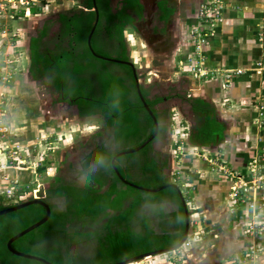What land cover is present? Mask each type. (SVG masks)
<instances>
[{"label":"crops","instance_id":"0c3cea01","mask_svg":"<svg viewBox=\"0 0 264 264\" xmlns=\"http://www.w3.org/2000/svg\"><path fill=\"white\" fill-rule=\"evenodd\" d=\"M24 1L27 2L28 0H0V75L7 74L4 59L1 58L4 50L11 49L10 45L5 44L7 37L18 35L21 38L18 47L30 54L32 37L29 36L32 30H37L39 24L48 15H55L60 11L56 10L58 4L54 2L55 0H34L33 4L27 6L23 5ZM177 1L179 3L175 5L168 0L158 3V11L160 12L158 13V21L167 24L172 18V25L170 26L172 33L169 34L171 36L169 42L163 46L165 52L160 51L163 58L158 60L161 64L156 69L161 76H165L161 74L163 70L169 73L168 82L179 80L174 85L178 92L182 93L187 86L189 93L183 92L182 94L187 93L189 98L203 99L212 104L217 111L218 120L224 125V134L222 140L213 147L197 148L193 146L190 143L192 124L188 121L189 119L184 117L181 109L174 108L175 116L172 119L174 120L172 128L162 140L155 142L169 139L170 151L168 154L174 162L172 184L177 186L181 192L187 205V211L178 191L180 200H175L176 198L173 199V196L166 194L161 199L157 198L156 204L147 203L148 196L144 195V203L136 208L135 212L138 210L143 213L141 218L143 232L144 225H149L153 229L150 218L141 208L144 204L158 205L165 202H175L178 208L176 211L173 210L167 214L168 218H165L164 223L166 224L163 225V234L178 237L183 235L182 237H184L186 214H188L189 222L191 221L192 229L195 224L199 229L204 230L205 233H200L201 236L199 235L197 238L198 243L194 245L197 246L192 254L195 260L189 259L186 264H264V232L258 236H252L246 231L252 215L249 210L250 205L254 202L255 205L263 208L262 204H264V189L261 186L256 187V189L253 187L254 172L252 168V165L260 158L264 148V127L258 121L260 103L264 100V42L260 38L261 25L264 24V0H224L222 18L216 21L210 30H206L203 20L199 17L201 6L210 0ZM123 2L124 0L116 8L121 9ZM140 2L144 7V12L141 19L134 16V22L138 23L145 21L146 12L142 0ZM164 3L173 8V14L168 15L161 10V5ZM62 15L64 14H60L59 17L60 22ZM129 28L134 29L133 26L127 29ZM41 30L44 32L46 28L42 27ZM197 30L199 32L204 30V34L208 35L207 42L202 46V59H198L195 53L196 41L194 37ZM136 31L138 30L136 29ZM102 35L105 34L102 33ZM158 35L160 34L158 33ZM105 38L107 41H112L107 35ZM27 39H30L29 44ZM137 45L139 46V44ZM52 48L54 49V47ZM138 49H140L139 52L143 51L142 45ZM121 51L123 52V49ZM23 64L24 67L21 70L15 71V79L11 85L7 86L8 82L5 85L0 83V103L3 104L4 108L6 106L9 108V110L6 109V120L7 118L9 120L14 143L27 147L36 137H41L43 134L46 135L54 131L61 134L68 130L67 123L70 121H62L59 118L51 117L52 115L48 111L43 112L44 109H42L41 104L32 100L30 93H27L28 90L24 91L29 86L31 74L30 70L28 73L25 61ZM81 64L85 65L86 63L82 62ZM197 64L209 71L206 77L200 78L194 74L193 68ZM69 65L70 67L71 65L72 67L76 66V62L71 61ZM98 68H105L111 72L109 67L98 66ZM89 71L88 74H90ZM235 72H241V74L237 75ZM229 75L231 78H228ZM123 77L125 78V76ZM157 77L159 76L157 75ZM43 81L37 80V83L46 85L45 82H48L46 78ZM127 81L130 82V80ZM46 86L50 88L49 85ZM54 94L59 96L58 103L60 106L65 104L73 120L76 119L79 124H81L80 120L94 118L79 119L77 115L71 112L72 107L68 104V100L61 101V96L55 89ZM170 100L178 102L180 108L183 106L177 99L172 98ZM26 105L27 110L24 108ZM47 116H50L52 120H57V122L54 121L56 124H52ZM47 124L48 127H46ZM149 134L150 130L148 129H142L140 132V135L143 136ZM3 142L0 139V147L4 145ZM182 147L186 154H177L178 148L181 149ZM190 150L194 152L190 153ZM151 151L150 158L156 160L160 159L159 157L163 154L162 152V154H158L155 151L151 153ZM5 156L4 150L1 149L0 160H6ZM206 158L218 159L222 164L239 174L243 183L249 187V190L245 188L247 193L244 195V201L245 198L247 200L244 203L238 204L232 200V192L237 181L231 176L216 172L206 161ZM131 161L134 162L131 173L141 177V171L139 173L137 171L138 167H142L141 164L145 162V159L140 156L132 160L123 158L121 166L128 167L131 165ZM160 161L164 162L163 160ZM166 161L167 166L170 167L169 162L171 160ZM5 166L0 167L1 195L16 190L17 184L25 187L33 182L36 174L35 168L19 169ZM261 173H264V169H261ZM107 183V189L104 192L108 191L112 185L111 181ZM119 188L120 185L117 189ZM120 191L123 190L120 189ZM127 195V198L124 199L123 208H127L125 207L127 202H129V207L136 198L135 195L128 193ZM165 215L164 213L163 217ZM184 224L185 227H183ZM192 229L189 228V236L186 242L188 244L191 240ZM167 230L173 233H169ZM154 232L160 235L155 230ZM183 247L181 255L171 253L172 262L186 256L185 251L187 249ZM254 252H257L258 255L254 256ZM192 255L190 256L192 257Z\"/></svg>","mask_w":264,"mask_h":264},{"label":"trees","instance_id":"16d2710c","mask_svg":"<svg viewBox=\"0 0 264 264\" xmlns=\"http://www.w3.org/2000/svg\"><path fill=\"white\" fill-rule=\"evenodd\" d=\"M85 3L86 11L82 14H72L71 17L61 16L62 26L58 34L53 36L51 42L44 41V38L48 36L47 31L42 32L39 38L31 39L30 74L35 81H43L46 78L48 82H45V84L56 90L61 96V101L68 100V104L72 107L71 112L77 115L79 119L102 117L108 131L107 136L115 141L119 149L113 153H108L105 144L94 142L83 155V170L80 175H86L89 170L94 171L97 167V174L104 176L106 182L111 181L112 185L108 191L101 193V187L97 190L88 184L85 186H72L60 177L54 178V184L47 189V196L45 199H41L49 204L52 209L50 220L38 230L13 244L14 249L26 254H28L27 248H39L43 238L52 235L59 237L60 234H67L68 228L66 225L73 220L84 221L89 218L90 220H97L99 214L108 209L122 210L123 203L117 208L112 205V202L116 199V188L119 183L124 184L114 172L112 160L121 152L140 147L154 135L156 130L154 121L139 98L134 72L130 67L126 66L130 70V75L128 73V77L124 78L123 76L114 75L105 68L94 67L90 59L85 60L94 56L88 46V39L97 18L94 0H86ZM123 3L121 9H114L112 0H96L100 21L93 36L92 46L96 52L94 47L95 37H100L103 33L113 42L119 43L121 50L123 49V52L120 53L124 57L119 58V60L130 61L127 55L124 33L128 27L133 26L134 16L140 19L143 17L144 7L140 0H124ZM161 10L168 15L173 14V8L168 7L165 3L161 5ZM96 53L99 56L103 55ZM94 57L100 59L97 56ZM71 61L76 62V66L72 67L71 65L70 67L69 62ZM82 62L86 64L83 65ZM91 68L94 72H90L89 77L85 78L83 76L84 72L87 69L91 70ZM127 80H130L131 83ZM140 89L157 118L160 127L159 136L138 154L132 155L145 159V162L141 164L142 167H140L141 177L136 176L139 177L138 180H134L135 176L131 173L134 162L131 161V165L128 167L121 166L122 159L125 156L116 161V167L127 181L143 188L158 189L172 184L165 174V170L168 168L167 161L163 160L164 162H161L160 159L150 158L152 144L157 140H162L170 128V123H167L170 116L169 111L157 108L162 101L174 98L183 105L181 111L192 124L190 143L197 148L213 147L220 142L224 134V125L218 120L215 107L203 99L189 98L187 93L182 94L173 87L169 88L168 97H156L150 100L148 98L149 88L141 85ZM142 129L150 130V134L147 136L140 135ZM97 137V135L94 136V138ZM124 141H136L137 144L135 147L120 149L119 144ZM38 169H45L44 164ZM139 191L141 194L136 196L133 203L125 209L127 216L124 213V220H128L135 209L144 203V195L148 194L149 200L146 202L149 204H156L158 199L166 195H162L165 192L162 191L153 197L149 196V193ZM166 191L173 193L171 195L173 199L180 200L177 189L169 188ZM0 198V211L12 207L11 205L4 206L2 196ZM60 198L65 200V210L57 209L53 203V200ZM126 198L127 196L124 197V199ZM45 216L46 209L40 205L30 206L18 212L0 216V264H43L13 255L8 250L7 244L14 236L40 222ZM115 220H117L116 217L110 219V221ZM183 227H185V224ZM108 235L111 236V234ZM115 236V241L111 242L108 262L122 260L124 257L122 254H131V256L125 257L131 258L141 253L171 248L177 246L183 238V235L180 237L169 234L157 235L149 225H144V231L141 234L127 231L117 233ZM54 245L51 249L46 247L47 249L42 250L44 255L38 254L37 256L47 259L52 264H88L83 259L72 257L61 259L56 257L57 251ZM102 264H106V262H102Z\"/></svg>","mask_w":264,"mask_h":264},{"label":"rangeland","instance_id":"374dc122","mask_svg":"<svg viewBox=\"0 0 264 264\" xmlns=\"http://www.w3.org/2000/svg\"><path fill=\"white\" fill-rule=\"evenodd\" d=\"M85 1L86 0H55L54 2L58 4V8L56 10H60V11H58L55 15H48L46 19L39 24L37 30L36 29L32 30L29 37L39 38L42 32L41 30L42 27L43 28L45 27L46 28L45 31H47L48 36L44 38V41L51 42L53 40L52 39L53 36L58 34V31L62 26V23L59 21L60 14H64L67 17H71L72 14H82V12L86 11ZM122 1L123 0H112L113 8L116 9V7ZM163 1L166 0H142V3L145 5L146 8L145 21L137 25L138 31L129 28L125 33L126 44L128 48L127 55L130 61L136 67L140 84L142 86H147V88H149L150 92L148 98L150 100H153L156 97H161V98L168 97L169 88H173L174 85H176L179 82V80L175 82H168L167 77H169V73L163 70V73L161 74H164L165 76H161L159 71L156 69V67H159V64H161L158 60H161L163 58L162 52H165L164 50L165 48L163 46L169 42V38H171L169 34L172 33L171 32L172 28L170 27L172 25L171 23L172 18L170 20V23L167 24H163L158 21L159 18L158 13H160L158 11V3ZM168 1H170V3H174V5L179 3L177 0H168ZM158 33L161 36L158 35ZM20 39L21 38L18 37V35H12V37L8 36L6 39L7 42L5 44L10 45L11 49L4 50L3 55H1V58H3L5 62L4 66H6V73L10 71L9 75L7 76L8 79L7 86L11 85L12 81H14L13 79H15L14 78L15 71H19L24 67L23 66L24 61L28 73L30 70L31 56L30 54H28V52H25L23 48L18 47V42H20L19 41ZM29 40L30 39H27L28 44H29ZM137 44H139V46ZM141 45L143 51L139 52L140 49L138 48L139 47L141 48ZM94 47L96 52L103 54L100 55L101 57L104 58L106 57L108 59H119L124 57V55L120 53L121 52V49L119 48L120 46L117 43H114L113 41H107L105 35L101 34L100 37H95ZM101 57H99L100 59H97L94 56L89 57L91 60V64L97 68L98 66L109 67L110 68L109 70H111V72L116 75L121 74L122 76L125 77L126 76L128 77V73L130 75V70L125 65H121L109 60H105L102 59ZM92 68L91 70L89 69L90 70L89 72L91 73L94 72ZM157 75L159 77H157ZM7 82L3 83L1 81L0 83L5 85ZM28 83L29 86L28 88H26L27 87L26 86L25 87L26 89H24V91L28 90L27 93H30L32 100L34 102H39L41 104L42 109H44L43 112L48 111L52 115L51 117L59 118L62 121L69 120L70 122L67 123L68 130L63 131V133L60 134L54 131L46 135L43 134L41 135V137L40 136L36 137L35 140H33L31 144L27 147L22 146V144L20 145L15 144L13 141V136L11 135L12 133L11 134L0 133V139L4 141L3 142L4 145L0 147V150L3 149L4 154H7L5 156L6 160L4 161L0 160V167L6 165L5 167L8 168L14 167L19 169H28V167L35 168L36 164L39 163L40 165L44 164L45 166V169L37 170L34 179L32 180L33 181L32 183L28 184L25 187H21L18 184L16 185V193H15L16 196L14 198L9 199L7 197L8 192L3 195L0 194V196H2L3 198L2 204L4 206H10V205L13 206L33 199H45V197L47 196L46 194L47 189L49 188V186L54 184V178L56 177L62 178L66 183L72 186H85L86 184H88L90 185V187L97 190L100 189L101 187L102 188L101 193L104 192L107 189L106 186L108 183L104 180V176L102 175L99 176L97 174L98 171L97 167L94 171L89 170L86 175H80V172L83 170L82 169L83 155H85L89 147H91V145L94 142H98V143L100 142L105 144L108 153L109 152L113 153L119 149V146L116 145L115 141L107 136L108 131L102 117L96 116L90 120H80L81 124H79L76 119L73 120L72 116L69 114L70 112H68V108L65 105L60 106V104L58 103L59 96L57 94H54V88L50 87L51 88L50 89L44 84L37 83V81H35L31 76L29 77ZM183 92L189 93L187 86L186 88H184V91H182V93ZM5 106H6V102H5ZM26 107L27 105L24 107L27 110ZM157 108L159 110L165 109L169 111L170 116L169 119L167 120V123H170V128H169L170 131V129L172 128L171 124H174L172 120L173 117L175 116L173 109L174 108L181 109L179 107V103L175 102L174 100L162 101ZM6 109L9 110L8 106L0 110L6 111ZM30 109L31 108L29 107V110ZM51 117L49 116L48 120L50 122L52 121V124L55 125L57 120L55 119L52 120ZM7 122L9 123L8 118H7ZM48 126L49 125L47 124L46 127ZM10 128L11 127L9 126V130ZM95 135H97L98 137L94 138ZM136 144H137L136 141H127V142L124 141L121 142L119 145H120V149H128L131 147H135ZM169 144H170L169 139L165 141L155 142L152 145V151H155L158 154L161 152L163 153V154L161 153L162 155L159 157L160 160H164V159L168 161L171 160V162H169L170 167H168L165 170V174L167 175L168 179L172 182L173 181L172 179H174V177L172 176L174 162L172 161V158L168 154V152L170 151ZM11 152H13L12 156L10 154ZM132 155L133 154L126 155L124 159L132 160L136 158V156H132ZM2 163L4 164L2 165ZM139 171L140 168L138 167L137 173H139ZM258 175L264 177V173L262 174L261 171H258ZM138 179L139 177L137 178L135 176L134 180H138ZM262 183H264V181H262L261 184L258 185L264 189V185H262ZM119 185L120 188L119 189L116 188L115 191L117 197L114 201L112 200L113 201L112 205L115 208H117L121 203H124V197L128 196L127 193L135 196L141 194L139 189L129 187L122 183H119ZM253 187L254 189H256V186L253 185ZM120 189L123 191L121 192ZM164 191L165 192L162 195L173 194L171 191H166V190ZM155 194L158 193H149V196L154 197L156 196ZM146 196H148V194H146ZM246 200L247 198H245V201ZM53 203L55 204L56 208L59 210H65L66 208L65 200L62 198L53 200ZM128 204L129 202L125 204V207H128ZM262 206L264 208V204H262ZM141 208H143V212L146 215H148V218H150L152 228L158 234L162 235L164 233L163 225L166 224L164 223L165 218H168L167 214H169L173 210L176 211L178 205L175 202L174 203L165 202L158 205L144 204ZM191 208L194 207L191 206ZM164 213L166 215L163 217ZM125 216H127V213H125ZM195 226L196 225L194 224L192 229V225H190V229H192L190 234L191 240L188 245H184V247H186L187 249V251H185L186 256H182L181 258L174 260V262H172L173 260L172 254H165L144 260L140 263H132V264H186L189 259L194 261L195 257L192 254L197 249V246L195 247L194 245L195 243H198L197 238L199 237L200 233L201 234L205 233L203 229H199L197 226L196 227ZM69 230L71 233V231H74L75 228L74 230L72 228L68 229V231ZM167 231L169 233H173L172 231L169 230ZM70 233L67 234L68 237H70ZM74 238L76 237L72 236L71 240H73ZM63 242H64V238L52 235L43 238L41 240L39 248L37 247L27 248L26 251L28 252V254L34 256H37L38 254L44 255L42 250L47 249L46 247L51 249L55 243L62 244ZM85 247L87 248V250L80 251L81 253L91 252L92 248H94V245L89 243ZM190 255H192V257ZM122 256L129 257L131 256V254L128 253L122 254ZM95 264H102V263L96 262Z\"/></svg>","mask_w":264,"mask_h":264},{"label":"built area","instance_id":"2783aa9c","mask_svg":"<svg viewBox=\"0 0 264 264\" xmlns=\"http://www.w3.org/2000/svg\"><path fill=\"white\" fill-rule=\"evenodd\" d=\"M34 0H28L27 2L24 1L23 5H31L33 4ZM223 6H224V0H210L206 4L201 6L199 17L201 20H203L206 30H210V27L218 20H221L223 15ZM261 41L264 42V24L261 25ZM195 41H196V57L198 59H202V46L207 42L208 35L204 34V30L202 32H199V30L196 31L195 34ZM193 72L196 76L200 78H204L207 76L209 71L205 70L203 67H201L199 64L195 65L193 68ZM237 75H240L241 72H235ZM9 73L0 75V82L3 83L7 82V76ZM233 76V75H232ZM228 78H231L229 75ZM4 108L3 104L0 103V109ZM6 114L7 111L0 110V133H10L11 134V128L9 130V123L6 120ZM259 123L264 127V100L260 103L259 108V117H258ZM174 121V120H173ZM19 149V148H18ZM185 149L182 147L181 149L178 148L179 155H185L184 153ZM190 153H193L194 151L190 150ZM11 156L13 155V152L10 153ZM16 154V153H15ZM7 155V154H6ZM17 155V154H16ZM206 161L210 164V166L220 174H223L225 176H231L234 178L237 183L235 184V188L232 192V200L233 202H238V204L244 203V195L247 193V190H249V187L243 183L241 180L239 174L235 173L231 170L227 165L222 164L218 159H208L206 158ZM24 163V162H23ZM22 163V164H23ZM43 164L40 165L36 164L35 170L37 172L39 167H42ZM29 168V167H28ZM33 168V167H30ZM253 172H254V186L258 187V184H261L262 181H264V177L258 175V171H261V169H264V148L261 151L260 158L252 165ZM261 168V169H259ZM247 188V190H245ZM16 190L8 191V198H14L16 195ZM3 195V194H2ZM250 213L252 214L250 216V222L246 227V231L249 235L252 236H258L264 232V208H260L257 205L254 204V202L250 205ZM261 220V221H260ZM188 245V243H186ZM182 250V248H180ZM181 250H177L173 253H179L181 255ZM254 256H257L258 253L254 252Z\"/></svg>","mask_w":264,"mask_h":264},{"label":"flooded vegetation","instance_id":"af4514ba","mask_svg":"<svg viewBox=\"0 0 264 264\" xmlns=\"http://www.w3.org/2000/svg\"><path fill=\"white\" fill-rule=\"evenodd\" d=\"M138 24V22L133 23V28L135 30L137 29ZM117 44L119 45V43ZM88 75L89 74L87 70L83 76L87 78L89 77ZM125 209L127 208H123L122 210L108 209L105 212L100 213L97 220H90L89 218L88 220L84 221L73 220L68 223L66 225L67 228H72L73 230L75 228V230L71 231L70 233V230L68 231L67 229V234L70 233V237H68L67 234H60L59 237L64 238V242L62 244L56 243L57 245H54V248L57 251L56 257H60L61 259H67V257H72L74 259H83L88 264H95L96 262H106V264H120L142 254L150 253H141L131 258L123 257L122 260L117 262H108V255L109 251L111 250V242L115 241V234L124 233L127 231L137 234H140L142 232L141 218L143 216V213L136 210V212L132 216H130L128 220H124L123 216L126 211ZM113 217H116L117 220L110 221V219ZM108 234H111V236H109ZM72 236H75L76 238L71 240ZM89 243L94 245L92 251L81 253L80 251L87 250L85 246H87Z\"/></svg>","mask_w":264,"mask_h":264},{"label":"water","instance_id":"95a60500","mask_svg":"<svg viewBox=\"0 0 264 264\" xmlns=\"http://www.w3.org/2000/svg\"><path fill=\"white\" fill-rule=\"evenodd\" d=\"M94 5H95V11H96L97 18H96L95 26H94V28H93L90 36H89V39H88V46H89V48H90V50H91V52L93 53L94 56L101 57L94 51L93 46H92L93 36H94V34H95L96 30H97V27H98V24H99V21H100V15H99V11L97 9L96 0H94ZM101 58L105 59V60H109V61L115 62V63H118V64H122V65L128 66V67H130L133 70L134 76H135V80H136V84H137L139 98L141 99L146 111L148 112V114L150 115L152 120L154 121L155 129H156L154 135L149 140H147L144 144H142L140 147H138L136 149H133V150H130V151L121 152V153L117 154L113 158L112 167H113L114 172L116 173V175L118 176L120 181H122L125 185L133 187V188H136V189H139V190H141L143 192L159 193V192L164 191V190L169 189V188L177 189L179 191L177 186H175L174 184H169V185L163 186V187L158 188V189H147V188L140 187V186L136 185L135 183L127 181L121 175L119 170L117 169L116 161L120 157H123V156H126V155H130V154L139 153L140 151L145 149L148 145H150L159 136L160 127H159V123L157 121V118H156L155 114L150 109L149 105L147 104L146 100L144 99V97H143V95L141 93V89H140L141 85H140V81H139V78H138V74H137L135 65L133 63L127 62V61H121V60H117V59H108L106 57L105 58L101 57ZM180 196H181V200H182L183 206H184L185 210L187 211V205H186V202H185L181 192H180ZM34 205H40V206L44 207L46 209V216L40 222L34 224L33 226L29 227L28 229H26L23 232H21V233L17 234L16 236H14L8 242L7 248L15 256H18V257H21V258H24V259H28V260H34V261H37V262H41L43 264H52L48 260H46L45 258L34 256V255H30V254H26V253H22V252H19L16 249L13 248V244L16 241H18L19 239L27 236L28 234L32 233L33 231L38 230L40 227L44 226L50 220V218L52 216V209H51L49 204H47L46 202H44L41 199H33V200H29V201L17 204L15 206L9 207V208H7L5 210H1L0 211V216H5V215L11 214V213H15V212H18V211L23 210L25 208H28L30 206H34ZM189 228H190L189 217H188V214H186V231H185V235H184L182 241L177 246H174V247H171V248H167V249H163V250H157V251H154V252H151V253H147V254H142L140 256H137L135 258L129 259V260H127V261H125L123 263H120V264L140 263V262H142V261H144V260H146V259H148L150 257H155V256H159V255H164V254H171L173 252H176L177 250H179L180 248H182L186 244V242L188 240V236H189Z\"/></svg>","mask_w":264,"mask_h":264}]
</instances>
